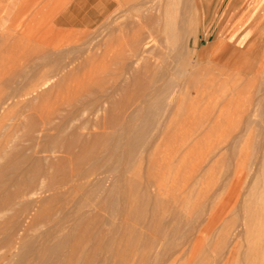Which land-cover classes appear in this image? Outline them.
I'll use <instances>...</instances> for the list:
<instances>
[{
	"label": "rangeland",
	"instance_id": "rangeland-1",
	"mask_svg": "<svg viewBox=\"0 0 264 264\" xmlns=\"http://www.w3.org/2000/svg\"><path fill=\"white\" fill-rule=\"evenodd\" d=\"M42 1L0 0V97L24 91L50 65L58 72L69 58L82 65L61 85L41 89L37 107L0 115V195L17 189L15 172L4 168L7 135L5 154H17L19 177L26 180L41 167L51 175L45 184L53 186L0 209V264H247L230 253L236 242L245 251L264 237V0H171V47L157 34L164 72L146 89L132 71L118 77L122 61H130L135 21H143L141 0H102L95 23L93 5L100 0H85L76 18L65 10L74 0ZM39 3L44 6L34 15ZM62 13L77 25H56ZM80 18H90V27ZM51 26L54 34L42 36ZM24 28L37 31L19 41L14 32ZM43 46L50 52L59 46L63 60L43 59ZM70 46L76 49L68 53ZM24 71L30 72L17 88ZM161 85L169 110L165 105L140 132L154 108V98L143 95ZM82 95L100 99L76 121L87 149L75 148L69 160L67 153L44 150L55 144V130L29 139L26 125L38 114H26L39 107L46 115ZM16 123L26 125L17 129ZM25 205L16 217L24 219L20 239L4 244L2 221ZM68 235L69 244L53 250Z\"/></svg>",
	"mask_w": 264,
	"mask_h": 264
},
{
	"label": "bare ground",
	"instance_id": "bare-ground-1",
	"mask_svg": "<svg viewBox=\"0 0 264 264\" xmlns=\"http://www.w3.org/2000/svg\"><path fill=\"white\" fill-rule=\"evenodd\" d=\"M43 1L46 2L47 0H43ZM50 1H52V0H50ZM84 2H85V0H74L65 8V10L67 9V11L71 12V14L74 17H75V15L77 17V15H81V13H78V14H76V13L80 12L81 9L86 6V5L83 6ZM101 3H102V0L98 1L95 5H93L94 6L93 8H95V15H94L93 19H91L92 20L91 22L95 23V20H97L96 22L99 21V18L102 15L103 9H105V8L102 7L103 9L101 11V6H102ZM110 5H112V4H110ZM138 5L140 6V3H138ZM43 6H44L43 4L41 5V3H39L38 4V8L35 9V11L32 12V13H34V15H37L41 11ZM136 6H137V4H136ZM117 7H118V5H117ZM141 7H144V8H141L142 9L141 12H144L143 21H140V20L136 19V21H135L136 22L135 23L136 31H134V35H133L132 39L129 41V43H130V52H131L130 53L131 56L129 57L130 61L127 62V60H126L127 58L125 59L126 61H124V62L122 61V64L120 65V70L118 72V77H120V76L124 77V75H126V73L132 71V74H133L134 78L138 81L139 87L142 88V89H146L147 86L149 85V83H153L155 81H158V79L160 78V76L164 72L161 69L163 67H162V64L159 62V56L157 54L158 48H159V45H158V42H157V34H159V32H163L165 34L164 39H165V41L167 43L166 46H168L170 48L171 46H170V42H169V32L171 30V18L173 17V14H172V11H171V8H172L171 7V0H141ZM65 15L66 14H64V13H62V16L60 14L57 15L56 19H54L55 20L54 22H56V25H58L59 23L62 24L63 27H66L68 25H73V26L77 25L76 23L72 22V19H71L70 22L67 21V20L64 21L63 17ZM69 16H70V13H69ZM136 16H137L136 18H138V19H140L142 17L141 16L139 18L140 15H136ZM174 16H176V14ZM81 18H80L81 25H83L84 27H90L91 22L88 21L90 18H88V19H85V18L81 19ZM155 18H156V23L155 24H157V25L152 24L153 20L155 21ZM122 22H124V21H122ZM176 23L178 24V22H176ZM46 25H48V23H46ZM159 26H160V28H159ZM80 27H82V26H79V28ZM34 30H33V32H34ZM53 30L54 29L52 28V26L48 27V29H45V32H43L42 36L46 35V33L49 34V35L50 34H54ZM35 31H37V30H35ZM33 32L32 33L28 32L29 33L28 34L27 33V28H24V30H22V31L16 30V32H14V36L17 37V39L19 41L26 40V39L29 40L30 39L29 35H30V33L31 34L35 33V32L34 33ZM62 35H64V34H62ZM31 36H33V35H31ZM37 38H38V36H37ZM37 40L38 39H36L35 41H37ZM118 40L122 41L119 38H118ZM112 42L114 43V41L111 40V45H109L110 49H111V46H112ZM44 46H43L42 49H44ZM46 46H45V48H48L49 45L47 47ZM93 46H94V44H93ZM120 47L122 48V46H120ZM72 48L73 47H71V49L68 48V50L66 49L68 51V53L73 52L76 49V48L75 49L74 48L72 49ZM112 48H113V46H112ZM117 48L118 47H116L115 49H117ZM49 49H51V48H49ZM59 49H60L59 46L53 47L52 52L45 51V49H44L42 51L43 53H42L41 57L43 59H45V58L47 59L49 57H55V58L59 59V57H61L63 55V54H61V52H57V51H59ZM121 51H123V50H121ZM116 53H118V51L115 52V54ZM53 54H55V56H53ZM110 55H112V54H110ZM116 55L118 56V54H116ZM105 56H107V55H105ZM112 56H114V55H112ZM124 56H123V59L125 58ZM205 56H206V54H205ZM89 57H90V55H89ZM112 58H114V57H112ZM117 59H119V58H117ZM117 59H115V61ZM33 60H34V58H33ZM62 60H63V58H62ZM53 61H55V60H53ZM55 64H56V62H55ZM33 65L35 66L36 64H33ZM81 65H82V62H79V61L76 62V59H74V58H69V61H67V63L65 65H63V67L59 70V72L56 69H55L56 71L53 70L52 69V65H50L46 70H44L42 72V74H40V76H38L36 79H33L32 81H30V86L28 88H26L24 91H22V92L20 91L19 94H17L18 92L17 93L11 92V93H9L10 95L8 94L6 97H0V115H1V117L2 118L5 117V115L7 113L8 114L10 113V111H11L10 109L14 108L16 106H19V107H27V106H29L31 108L33 107V105L36 106V104H34L35 99L41 97L42 95L44 96V93H45L43 91H42L43 93L39 92L41 89H44L47 86L48 87L51 86V88H53V87L58 86L59 84L61 85V83L63 82L65 77L71 71L76 70V68L80 67ZM30 68H32V66ZM29 72L30 71H24L23 72L24 73L23 76L21 75L22 78H20L17 81H15V82H17V88H22L20 85L26 80V78L28 77ZM18 76H20V74ZM222 84H223L224 87L228 86V85L225 86L224 83H222ZM14 87H16V86H14ZM23 88H25V87H23ZM163 88H164V86L161 85V87H156L153 90H151L149 92H146L143 95L144 98H147V97L148 98H154V101L152 103V106L154 108H153V110H150L151 115H149L146 123H144V125H142L139 128L140 132H145V131L147 132V129H149L151 122L155 120V118L158 116V114L161 112V110L164 109L165 105L168 106L165 109L169 110L170 103L168 101H167V103H165L163 101V99L168 97L169 94H165V91L163 90ZM227 88H229V87H227ZM230 88H232V86ZM17 91H19V89ZM172 99H173V97H172ZM99 100L100 99L97 98V97H91L89 95H85V96L82 95V96H79L78 98L76 97V99L74 101L62 102V103H60L59 106L57 105L55 108L51 107L52 110H50V112H48L46 115H43V114L46 113V111L44 109L39 108V107H38V109H36L37 106L36 107L34 106L35 107L34 108L35 111L32 112V113H28L26 115L28 117H33L35 114H38L37 115L38 118L35 115L33 117V119L35 117L37 118L35 121H32L31 123H28V125L25 124L26 122L23 123L24 125L28 126V128L30 129L29 130L30 134L28 132L29 139L32 140L33 142H35L38 137H40L42 135H45L46 131L48 129L55 130L57 132V134H58V138L55 141V144L52 147L46 148L44 150L45 151H49L51 153H56V152L67 153V155H69V157H68L69 160H72V156L71 155H73V157H74L75 148L81 147L82 149H87L88 148V144H89L88 143L89 140H87L84 137L83 133L81 132L82 124H77L76 121L81 119L82 117H84L86 115H89V114L93 113L95 105H97V104L99 105L100 104ZM170 101H172V100H170ZM48 106H51V105H48ZM44 107H45V105H44ZM137 108L139 109V107H137ZM137 108L135 110H137ZM38 112H41V113L39 114ZM162 115L164 116V114H162ZM20 124L19 125L17 124L18 125L16 127L17 129H19L18 128L19 126L21 128V126L23 125L22 123H20ZM28 128L26 130H28ZM102 137H106V136L101 135V136H99L97 138L99 139V138H102ZM5 138H6L5 142L1 146H3L2 152L4 151L6 153L7 152L6 147H8L9 143L11 142V138L9 136V138H10L9 139L8 135ZM2 141H1V144H2ZM117 142H118V140H117ZM5 153H3V156H5V157L7 156L8 157V160L6 159V161H8V162L4 165L5 166L4 168H5V170L6 169H12L15 172V176L13 177L12 181L14 182V184L17 185V189L14 192L10 191L9 194L6 193V197L8 196L7 199H5L6 198V197H4L5 195L4 196L0 195V209H1V211L10 209L11 203L15 199L26 197V196H31V195L36 194L38 191H42L43 192V191H48V190L53 188L52 183L45 184V181L47 179H50V177H51L50 172H49L48 169H44V168H41V167H36L34 169L33 174L29 178H27L26 180L22 179L18 175L19 174V168H20V161H17L16 158H15V156L18 157L17 154L9 155V154H5ZM48 160H50V157H49ZM26 210H27V205L23 206L19 211H17V213L14 215L13 218H11V219L8 218V220L6 219L5 221H2V222H5L4 223V225H5L4 228L5 229L4 230L7 231L6 238L2 239V240H4L3 241L4 244L12 245L13 243L17 242V240H18L17 238L20 239V237H17V235L20 232V230L23 229V225H22L23 223L22 222L24 221V219L23 220H19L16 217H18L19 215L25 213ZM0 227H2V226L0 225ZM46 234H49V232H47ZM261 235H263V234H261ZM250 236H252V235H250ZM224 239L226 240L227 238L225 237ZM249 239H250V241L252 240L251 238H249ZM33 243H35V242L32 241L31 244H33ZM67 244H69V235L67 237H65V238H63V237L59 238V240H57L55 246L53 247V250H56V251L62 250ZM30 246H31V248L33 247L32 245H30ZM247 246H248L247 249L245 251H242L241 247H239V249H238V243L237 242L234 243L230 255L232 254V256H234L236 254V252H237L238 256H243L246 259V263L247 264H264V237L260 236V234H259L257 239L256 240L254 239V241H252V243L250 245H247ZM46 251H48V248H46ZM229 258L230 257H228V260H229Z\"/></svg>",
	"mask_w": 264,
	"mask_h": 264
}]
</instances>
